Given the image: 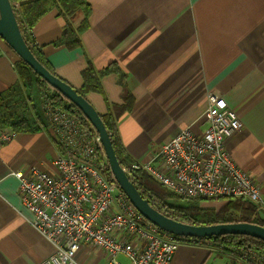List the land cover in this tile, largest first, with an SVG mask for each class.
Listing matches in <instances>:
<instances>
[{
	"label": "crops",
	"instance_id": "crops-1",
	"mask_svg": "<svg viewBox=\"0 0 264 264\" xmlns=\"http://www.w3.org/2000/svg\"><path fill=\"white\" fill-rule=\"evenodd\" d=\"M87 1L90 14L81 46L55 42L68 23L81 26L83 8L69 15L51 9L35 23L33 37L55 72L78 90L90 63L97 70L118 66L120 73L102 77L105 93L87 92L86 98L101 115L116 117L118 136L130 157L145 164L158 143L181 129L205 131L208 94L219 92L243 121L227 147L264 191V0ZM19 59L0 36V93L20 81ZM121 73L133 95L131 109H124ZM47 88L49 84L39 90L38 100L30 94L39 106L40 130L0 128V264H42L54 252L52 242L33 225L34 214L22 201L15 174L28 164L53 172L50 162L58 148L41 103ZM4 134L10 138L2 139ZM217 243L184 240L170 264H232ZM75 257L77 264H108L106 252L87 243ZM120 259L128 262L123 255Z\"/></svg>",
	"mask_w": 264,
	"mask_h": 264
},
{
	"label": "built area",
	"instance_id": "built-area-1",
	"mask_svg": "<svg viewBox=\"0 0 264 264\" xmlns=\"http://www.w3.org/2000/svg\"><path fill=\"white\" fill-rule=\"evenodd\" d=\"M49 87L42 91L41 103L58 148L50 162L53 172L30 164L15 172L22 201L34 214L33 225L54 245L42 264H77L75 255L84 243L102 248L108 264H170L182 241L200 238L172 234L148 220L120 188L96 128L53 103L48 93L54 88ZM208 104L205 131L184 128L155 146L152 161L133 168L147 170L183 199L250 202L264 219L260 182L227 147L243 121L219 92L208 94ZM233 253L232 264H264V254L256 248L239 247Z\"/></svg>",
	"mask_w": 264,
	"mask_h": 264
},
{
	"label": "trees",
	"instance_id": "trees-1",
	"mask_svg": "<svg viewBox=\"0 0 264 264\" xmlns=\"http://www.w3.org/2000/svg\"><path fill=\"white\" fill-rule=\"evenodd\" d=\"M15 14L20 22L21 30L25 40L32 49L35 56L53 73H56L52 65L46 59L33 37L35 23L48 11L58 7L64 15H69L77 8H83L86 12V19L80 27L75 28L71 23L64 28L60 40L55 44H65L70 48L82 45L80 34L88 26L90 4L87 0H10ZM16 68L20 81L12 85L8 90L0 93V128L11 127L16 131L33 132L40 130L39 106L35 107L36 101L31 102L30 94L36 95L41 87H47L48 83L43 80L24 60L16 62ZM110 72L120 73L116 64L112 63L107 68L97 70L91 63L82 71L83 85L78 90L86 96L87 92L105 93L102 77ZM57 74V73H56ZM120 83L123 87L122 97L126 101L124 109H131L134 104L132 92L121 73ZM48 90V88L46 89ZM49 97L53 103L66 108L70 112L79 115L84 121L90 122L83 112L75 104L71 103L60 92L54 89ZM36 105V104H35ZM35 107V108H34ZM33 110V111H32ZM38 115V116H37ZM102 118L111 133L112 140L121 164L130 170V176L136 183L144 197L160 211L170 217L182 222L191 224H216L225 222L247 221L255 222L264 226V219L256 215V207L250 202L239 198H223L224 203L219 207L205 205L202 198L183 199L170 192L165 186L159 183L147 170L133 168L136 163L125 151L118 136L116 117L109 113L102 115ZM42 122H45L42 120ZM217 243L216 247L222 254L228 256L233 262V251L239 247H253L264 254V241L245 234H225L209 238Z\"/></svg>",
	"mask_w": 264,
	"mask_h": 264
},
{
	"label": "water",
	"instance_id": "water-1",
	"mask_svg": "<svg viewBox=\"0 0 264 264\" xmlns=\"http://www.w3.org/2000/svg\"><path fill=\"white\" fill-rule=\"evenodd\" d=\"M0 36L43 80L83 112L96 128L110 169L131 203L152 223L178 236L212 238L225 234H245L264 241V226L255 222L236 221L216 224H191L176 220L152 205L144 197L126 168L121 164L111 133L95 106L68 81L51 72L33 53L25 40L10 0H0Z\"/></svg>",
	"mask_w": 264,
	"mask_h": 264
},
{
	"label": "rangeland",
	"instance_id": "rangeland-1",
	"mask_svg": "<svg viewBox=\"0 0 264 264\" xmlns=\"http://www.w3.org/2000/svg\"><path fill=\"white\" fill-rule=\"evenodd\" d=\"M21 59V58H20ZM19 59V60H20ZM42 88V87H41ZM186 128V127H185ZM184 129V128H183ZM183 129H181V130H183ZM180 130V131H181ZM4 136H5V134L4 135H2V139H5L4 138ZM10 137V136H9ZM173 137V136H172ZM156 148V147H155ZM155 148H154V150H155ZM57 156V155H56ZM171 192V191H170ZM225 201H224V199L223 198H219V199H209V200H204L202 203L203 204H205V205H214L215 207H217V208H219L223 203H224ZM123 259H125V258H123Z\"/></svg>",
	"mask_w": 264,
	"mask_h": 264
},
{
	"label": "bare ground",
	"instance_id": "bare-ground-1",
	"mask_svg": "<svg viewBox=\"0 0 264 264\" xmlns=\"http://www.w3.org/2000/svg\"><path fill=\"white\" fill-rule=\"evenodd\" d=\"M19 24H20V22H19Z\"/></svg>",
	"mask_w": 264,
	"mask_h": 264
}]
</instances>
